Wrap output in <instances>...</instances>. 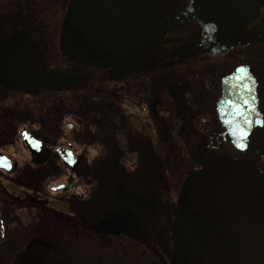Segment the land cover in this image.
<instances>
[{
    "label": "flooded vegetation",
    "instance_id": "1",
    "mask_svg": "<svg viewBox=\"0 0 264 264\" xmlns=\"http://www.w3.org/2000/svg\"><path fill=\"white\" fill-rule=\"evenodd\" d=\"M240 68L264 0H0V264H228L241 226L199 187L244 177L264 213Z\"/></svg>",
    "mask_w": 264,
    "mask_h": 264
},
{
    "label": "water",
    "instance_id": "2",
    "mask_svg": "<svg viewBox=\"0 0 264 264\" xmlns=\"http://www.w3.org/2000/svg\"><path fill=\"white\" fill-rule=\"evenodd\" d=\"M227 82L221 103L237 120V127L233 130L237 136V146L264 158V103H261L264 102V73L240 68ZM199 188L208 191L199 195L201 204L205 206L203 212L207 211L206 205H213L215 208L212 209L220 215L218 219L224 216L225 221V216L230 213L241 226V241L215 243V251L226 256L225 262L228 264H262L264 213L251 183L244 177H223L202 184ZM119 229L124 230V227Z\"/></svg>",
    "mask_w": 264,
    "mask_h": 264
}]
</instances>
